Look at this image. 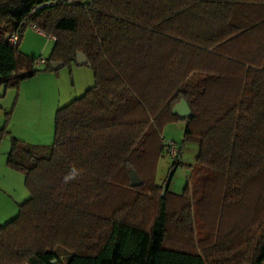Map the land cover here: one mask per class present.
Listing matches in <instances>:
<instances>
[{
	"label": "trees",
	"instance_id": "1",
	"mask_svg": "<svg viewBox=\"0 0 264 264\" xmlns=\"http://www.w3.org/2000/svg\"><path fill=\"white\" fill-rule=\"evenodd\" d=\"M53 1L0 0V90L42 72L7 41L29 27L56 38L47 70L83 53L95 86L57 111L53 145L13 139L30 198L0 222V264H264V0ZM172 122L200 151L163 196Z\"/></svg>",
	"mask_w": 264,
	"mask_h": 264
},
{
	"label": "rangeland",
	"instance_id": "2",
	"mask_svg": "<svg viewBox=\"0 0 264 264\" xmlns=\"http://www.w3.org/2000/svg\"><path fill=\"white\" fill-rule=\"evenodd\" d=\"M32 28L34 27H29L26 30V32L24 33L25 37L28 34L34 32L31 31ZM29 40L32 43H37V41L32 37H30ZM54 47L55 43H51L48 50L42 56L43 60L47 62L51 58ZM19 52L24 53L22 50H19ZM28 53L32 52L28 51ZM24 54L28 57H31L33 60H37V58L40 59V55H35L33 53ZM46 67L47 64L40 68L42 69V72H40L36 76H29L28 78L23 79L18 86H14V83H10V85L5 84V98H0V103L9 108H6L5 110L0 109V129L3 128L4 123L6 127L7 117L9 116L8 130L10 133L5 137V143H3V141L2 143L0 142V162L2 163L4 161L5 164H7L8 154L11 151L13 139H20L18 137H21V134L19 133L20 131H22V122H20L19 124V131L18 129H16L17 124L15 120L25 121L30 116L33 117L29 120H37L40 115H46L50 113V115L54 119V126L52 124L51 127V123L48 127L47 125L43 124V131L40 133V136L35 139H37V141H40L36 145H53L55 143V121L57 111L60 108L68 106L75 100L82 98L89 89L95 86V73L90 66L70 64L64 65L57 71L47 70ZM16 106L18 107V109L16 108V112L18 113L16 116L15 114L13 116V112ZM21 113L26 115L25 119L22 117ZM7 114L11 115L7 116ZM46 129L48 131H45ZM186 129V122H172L165 126L163 133L164 135L162 134L161 136L163 142L172 140L177 143L179 153L177 159H180V165L176 169H171L174 160L168 155V153L164 154L161 157V161L159 163L156 180L159 185H162L164 181L168 180L173 172L170 184L166 185L169 186L168 191L176 195H183L187 189L188 184L192 185L195 182L191 177L193 172L192 166L196 163L200 151V146L198 143L186 141ZM29 135L31 136L25 134L26 137H30V139H32L34 138V135H37V133L33 136L32 134ZM20 140L28 143L26 140ZM29 143L34 144L31 142ZM180 154L181 158L179 156ZM9 170L11 174L16 176L17 178H20V184L17 183L16 180V185L12 187L10 185L3 186L2 182H0V196H5V222L3 223H7L9 222V220L12 221L14 219L13 217H11L12 215H9V212L13 210L15 211V209L19 210L20 206H18L17 204L21 193H23L21 189H24L26 198H30L29 192L24 187L25 176L21 173L13 171L11 168ZM135 178L137 177L134 176L133 179ZM139 183L140 185H142L140 180ZM140 185L138 187H140ZM7 187L15 190V192H9L7 190ZM132 187H134L133 182Z\"/></svg>",
	"mask_w": 264,
	"mask_h": 264
},
{
	"label": "crops",
	"instance_id": "3",
	"mask_svg": "<svg viewBox=\"0 0 264 264\" xmlns=\"http://www.w3.org/2000/svg\"><path fill=\"white\" fill-rule=\"evenodd\" d=\"M31 31H34V32H32L31 34H28L26 37L23 38V40L19 44V49L22 50L26 54H32L33 53L35 55H40L39 58L42 59L43 58L42 56L48 50V48L50 47L51 43H55V41H52L50 39V37L46 36L45 33H43L42 31L39 32V30H37L35 28H32ZM30 37L34 38L37 41L38 44L30 42V40H29ZM28 51L32 52V53H28ZM0 98H5V89H4V87H2V89L0 90ZM6 108L8 109L9 107H5L4 105H2V103H0V109L5 110ZM16 108L18 109V107L17 106L15 107L14 112H13V116H14V114L16 116L17 113H18V112H16L17 111ZM21 114H22V117L25 119L26 115L23 114V113H21ZM32 117L33 116H30L25 121H17V120H15V122L17 124V128L16 129H18L19 131H20V127H19L20 125L19 124H20V122H22V131H20V133H19V134H21L20 135L21 137H18V136L17 137L20 138V139L26 140L28 143L31 142V143L37 144L40 141H37V139H35V138H38L40 136V133L43 131V129H42L43 124L47 125V127H48L50 125V123H51V127H52V124L54 126V119L50 115V113L46 114V115H40L37 120H35V119L29 120ZM4 127H5V123H4L3 128ZM13 127H14V123H13ZM45 131H48V130L46 129ZM36 133H37V135H34ZM25 134L28 135V136H31L29 134H32V136L34 135V138L30 139V137H26ZM2 141H3V143H5V138ZM9 169L10 168L7 166V164H5L4 161H3V163L0 162V182H2L3 186L10 185V186L14 187L16 185V183H15L16 180H17L16 182L20 184V178H17L13 174H11V172H9L10 171ZM5 179H6V182H5ZM23 180H24V178H23ZM24 184H25V182H24ZM24 187H25V185H24ZM7 190L9 192H15V190L10 189L8 187H7ZM21 191L23 193H21L22 196L20 195V198L18 200V204H17L18 206L22 205L23 203H25L28 200L26 198V194H25L24 189H21ZM17 205H16V207H17ZM18 212H19V210L15 209V211L13 210V211L9 212V215H12L11 217H13L15 219L17 217V215H18ZM0 222H2V223L5 222V196L4 197L0 196ZM9 222H10V220H9Z\"/></svg>",
	"mask_w": 264,
	"mask_h": 264
},
{
	"label": "water",
	"instance_id": "4",
	"mask_svg": "<svg viewBox=\"0 0 264 264\" xmlns=\"http://www.w3.org/2000/svg\"><path fill=\"white\" fill-rule=\"evenodd\" d=\"M87 59L88 58L83 53L78 54V56H77L78 65H80V66H90V62ZM63 66L64 65H61V64H58V63H53L52 64V68H53L54 71L59 70ZM173 108H174L173 109V113L175 115L179 116V118L181 120H187V119H190L193 116L192 110L189 107V104L187 103L186 100H181ZM172 174H173V172H172ZM172 174L168 178L169 182H171V180H172ZM139 185H140L139 180L137 178L133 179V186L134 187H138ZM168 189H169V186L166 185L165 188H164V191H163V196L166 195Z\"/></svg>",
	"mask_w": 264,
	"mask_h": 264
},
{
	"label": "built area",
	"instance_id": "5",
	"mask_svg": "<svg viewBox=\"0 0 264 264\" xmlns=\"http://www.w3.org/2000/svg\"><path fill=\"white\" fill-rule=\"evenodd\" d=\"M61 1H63V3H68V4H72L73 3L71 0H61ZM57 2H59V0H54L53 2L45 3L42 7L53 5V4L57 3ZM35 29H37V28H35ZM39 32H40V30H39ZM19 36H20L19 33H15V34H12V35L7 37V41L10 43V45L12 47H15V49L19 45V41H20V37ZM50 39L52 41H56V38L54 36H50ZM32 62H34V68L35 69H40L46 64V61L43 60V58L34 60ZM166 144H167L168 155L173 160H177L178 154H179L178 153L177 143L175 141L169 140V141H166Z\"/></svg>",
	"mask_w": 264,
	"mask_h": 264
},
{
	"label": "clouds",
	"instance_id": "6",
	"mask_svg": "<svg viewBox=\"0 0 264 264\" xmlns=\"http://www.w3.org/2000/svg\"><path fill=\"white\" fill-rule=\"evenodd\" d=\"M79 176V170H77L76 168H73L70 170V172L68 174H66L64 176V182L68 183L74 179H76Z\"/></svg>",
	"mask_w": 264,
	"mask_h": 264
}]
</instances>
